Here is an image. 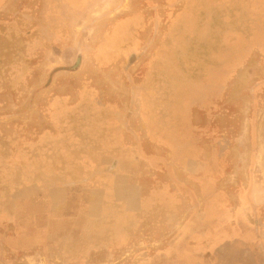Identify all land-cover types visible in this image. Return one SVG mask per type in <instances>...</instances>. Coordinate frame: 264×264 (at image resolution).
<instances>
[{"label":"rangeland","instance_id":"obj_1","mask_svg":"<svg viewBox=\"0 0 264 264\" xmlns=\"http://www.w3.org/2000/svg\"><path fill=\"white\" fill-rule=\"evenodd\" d=\"M254 179L264 0H0V264L264 253Z\"/></svg>","mask_w":264,"mask_h":264},{"label":"flooded vegetation","instance_id":"obj_2","mask_svg":"<svg viewBox=\"0 0 264 264\" xmlns=\"http://www.w3.org/2000/svg\"><path fill=\"white\" fill-rule=\"evenodd\" d=\"M243 185L244 184H242V186ZM255 185H259V184L253 183V187L251 189H249V191H250L249 197H252L253 192H255V188H256ZM242 186L240 187V185H239L237 197H238L239 193L240 194L242 193V195H245L244 199L243 198H239V199H241V201L244 202V203H242V202L241 203L246 206V199H247L246 195H248V194L246 193V186H243V187ZM251 199H248L247 201L251 202ZM258 208H260V207H258ZM258 210H260V213L257 211V213L259 214V219L256 220L254 218L253 223H248V219H249L250 214H247L244 216V219L247 220V221H245L247 225L244 227L237 224L238 222H240L242 220L240 218L236 219L235 222L237 225V229L236 230L232 229V230L235 231L238 236L236 238L232 237V238L227 239L229 241L230 245H234L235 244L234 242L236 240H237L236 243L240 240L242 243H247V244H249L250 242L254 244V241H257L258 245H259V243L261 245V243L264 242V240L261 238V236H258V233H261V230H264V228H263L264 222L261 223V221H260V219L262 218V212L263 211L261 209H258ZM188 257H189V260L191 261V264H197L198 259L197 260L194 259V258H197L196 255L192 254V255H188ZM213 257L215 258V255H213ZM254 257H256V260H259V262L264 263V253L263 252L260 251L259 253H255ZM245 258H246L245 254H242V253L237 254V253L227 252V253L223 254L222 256H219L218 259H215L216 262L214 264H221V262L225 263V264H246ZM200 262H202V261H200Z\"/></svg>","mask_w":264,"mask_h":264},{"label":"crops","instance_id":"obj_3","mask_svg":"<svg viewBox=\"0 0 264 264\" xmlns=\"http://www.w3.org/2000/svg\"><path fill=\"white\" fill-rule=\"evenodd\" d=\"M256 180H258V179H254L253 181H254V183L256 184V183H258V181H256ZM263 183H261V184H259V185H255L256 186V188H255V192H253V194H252V199H251V202H252V205H258V207H261V208H263V205H264V180L262 181ZM245 189V188H244ZM259 190V191H258ZM240 191V190H239ZM237 198H245V195H242V193L240 194H238V197ZM242 203H244V202H242ZM251 205V206H252ZM237 210H239V211H237V213H242V214H244V215H247L248 213H249V211H248V208L245 206V205H241V206H237ZM237 224H239L240 225V222H238ZM262 242V241H261ZM237 244V247H239V248H241L242 246H246V245H248L247 243H242L240 240L236 243ZM264 244V242H262V244L261 245H263ZM253 246L254 247H256V246H258V243H257V241H254V244H253ZM264 251V250H263ZM254 254L255 253H253V254H247L246 256H248L249 257V255H251L250 256V260L252 261L253 259V261H255L256 260V257H254ZM249 258H246L245 259V262L248 260ZM249 261V260H248Z\"/></svg>","mask_w":264,"mask_h":264}]
</instances>
